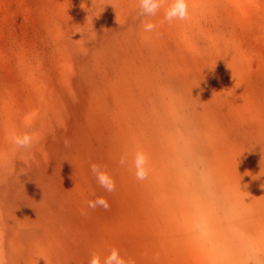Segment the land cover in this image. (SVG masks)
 Returning a JSON list of instances; mask_svg holds the SVG:
<instances>
[{
	"label": "rangeland",
	"instance_id": "rangeland-1",
	"mask_svg": "<svg viewBox=\"0 0 264 264\" xmlns=\"http://www.w3.org/2000/svg\"><path fill=\"white\" fill-rule=\"evenodd\" d=\"M164 10L0 0L4 264H88L111 248L135 264H264V0H189L172 23ZM25 132L32 146L15 147ZM97 196L108 210L88 208Z\"/></svg>",
	"mask_w": 264,
	"mask_h": 264
},
{
	"label": "clouds",
	"instance_id": "clouds-1",
	"mask_svg": "<svg viewBox=\"0 0 264 264\" xmlns=\"http://www.w3.org/2000/svg\"><path fill=\"white\" fill-rule=\"evenodd\" d=\"M167 5V7H165ZM162 7H164V20L172 23L174 20L185 21L189 18V0H139L140 16H154ZM143 30L145 32H152L156 29L157 25L141 21ZM11 143L17 148H30L34 141V134L25 132L23 134L13 133L10 137ZM67 146V142H66ZM128 162L127 153L122 154L119 159L121 166L126 165ZM148 157L143 151H136L132 158V168H134V176L138 181H145L149 176ZM90 171L95 177L98 185L111 193L116 189V182L114 178L99 164L93 163L90 166ZM207 180V177H204ZM88 208L96 209L102 207L108 210L110 207L108 200L104 196H97L94 200H89L87 203ZM0 264H4L0 260ZM88 264H135V260L131 257L121 255L117 248H111L106 256L103 258L101 254L93 252L90 256ZM257 264L259 262L257 261Z\"/></svg>",
	"mask_w": 264,
	"mask_h": 264
}]
</instances>
